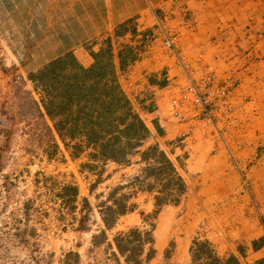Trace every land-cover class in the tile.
I'll use <instances>...</instances> for the list:
<instances>
[{
	"label": "rangeland",
	"instance_id": "rangeland-1",
	"mask_svg": "<svg viewBox=\"0 0 264 264\" xmlns=\"http://www.w3.org/2000/svg\"><path fill=\"white\" fill-rule=\"evenodd\" d=\"M53 7L51 0H0V264H206V250L221 259L231 249L244 256L254 236L264 240V145L241 172L223 142L224 126L212 131L220 157L198 160V197L189 192V200L187 194L155 217L154 208H137L141 224L121 233L152 230V243L141 245L132 236L122 246L133 251L118 252L119 232L114 223L106 228L102 212L121 195L129 196L127 206L135 205L132 184L139 173L92 161L90 150L75 151L76 141L62 140L45 115L41 88L29 78L62 42L65 31L58 30L60 13ZM153 34L139 37L142 49ZM218 150L212 148L213 155ZM260 157L263 173L249 174ZM104 215L111 224L112 214ZM198 242H206L199 256Z\"/></svg>",
	"mask_w": 264,
	"mask_h": 264
},
{
	"label": "crops",
	"instance_id": "crops-1",
	"mask_svg": "<svg viewBox=\"0 0 264 264\" xmlns=\"http://www.w3.org/2000/svg\"><path fill=\"white\" fill-rule=\"evenodd\" d=\"M51 2L60 13L56 22L60 25L58 30L65 33L49 62L71 53L79 64L88 68L93 63L91 53H98L110 41L119 83L150 131L144 148L157 143L168 154L186 186L182 198L188 194L189 200V192L198 197V160L205 164V161L220 157V152L214 147L218 142L214 140L211 128L189 117L178 122L171 116L169 101L187 83V77L177 59L164 51L162 34L155 32L157 26L174 36L176 50L184 57L195 79L210 70L238 80L239 87L232 98L236 112L230 125L226 126L223 142L237 161L239 170L247 169L256 147L264 145V0ZM52 14L57 15L56 12ZM150 31L154 34L142 49L139 37ZM125 47L133 49L136 59L120 71L118 52ZM198 143L206 149L199 152ZM212 148L218 150L217 155H213ZM177 159H184V164ZM262 159L258 158L256 165L249 168V174L263 173ZM143 165L139 156H134L126 167H132L142 175ZM132 198L134 209L119 216L113 224L119 233L141 224L134 215L137 208L144 207L147 212L154 208L152 192L137 191ZM260 238L259 234L251 239L244 256L231 249L227 257L235 256L240 264L262 260L264 243H260ZM254 241L259 242L256 248H253Z\"/></svg>",
	"mask_w": 264,
	"mask_h": 264
},
{
	"label": "trees",
	"instance_id": "trees-1",
	"mask_svg": "<svg viewBox=\"0 0 264 264\" xmlns=\"http://www.w3.org/2000/svg\"><path fill=\"white\" fill-rule=\"evenodd\" d=\"M111 50L108 41L104 49L91 53L93 63L88 68L79 64L71 53H67L48 62L29 78L42 90L41 104L45 115L54 120V128L62 140L66 138L76 141L73 146L75 151L85 148L91 151L89 158L92 161L123 165H130L131 158L139 156L145 166L142 175L134 179L132 185L136 190L133 193L142 190L155 193V217L162 207L178 204L186 186L168 154L157 143L144 148L150 138V131L119 83ZM135 59L136 54L132 48L125 47L119 51L120 71L125 70ZM156 131L161 135L157 127ZM72 155L75 156L73 153ZM177 160L179 162V159ZM149 179L155 183H145ZM128 197L121 195L114 207L104 206L102 221L106 228H109L119 215L134 209L135 205H126L124 199ZM104 214H112L111 224ZM151 231L143 233L134 228L128 233H119L114 238L115 247L122 255L133 251V248L126 249L122 246L123 243H128L132 236L141 245L144 242L152 243V238L149 237ZM143 235L147 237L144 239ZM258 243L254 242L253 248L258 247ZM260 243L263 244L264 240H260ZM196 244L199 256L206 242ZM153 254L154 250L150 249L147 259L152 258ZM204 254L210 259L206 264H240L233 255L221 259L210 249L204 251ZM255 264H264V260Z\"/></svg>",
	"mask_w": 264,
	"mask_h": 264
},
{
	"label": "built area",
	"instance_id": "built-area-1",
	"mask_svg": "<svg viewBox=\"0 0 264 264\" xmlns=\"http://www.w3.org/2000/svg\"><path fill=\"white\" fill-rule=\"evenodd\" d=\"M162 46L167 54L177 59L187 77V83L169 101L171 116L178 122H184L189 117L211 128L215 134L220 133L222 127L230 125L235 115L236 106L232 98L239 87L238 80L210 70L195 79L184 57L176 50L174 36L164 29Z\"/></svg>",
	"mask_w": 264,
	"mask_h": 264
}]
</instances>
